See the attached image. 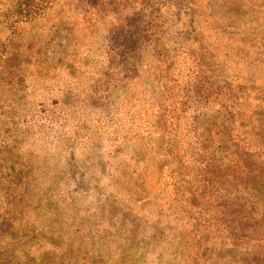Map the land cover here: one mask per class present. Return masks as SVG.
<instances>
[{"label": "rangeland", "instance_id": "obj_1", "mask_svg": "<svg viewBox=\"0 0 264 264\" xmlns=\"http://www.w3.org/2000/svg\"><path fill=\"white\" fill-rule=\"evenodd\" d=\"M90 2L1 61L0 264H264V0Z\"/></svg>", "mask_w": 264, "mask_h": 264}, {"label": "trees", "instance_id": "obj_2", "mask_svg": "<svg viewBox=\"0 0 264 264\" xmlns=\"http://www.w3.org/2000/svg\"><path fill=\"white\" fill-rule=\"evenodd\" d=\"M57 1L58 0H0V66L1 61L8 55L9 47L11 43L14 42L18 29L21 26L37 24L44 21L55 7ZM86 1L88 6L91 5V7H93L90 0ZM95 15L96 14L93 13V16ZM3 83H5V81H3ZM208 167L209 165L202 167L203 175L208 173H206ZM213 182H211V184H215ZM3 220L4 217L0 216V222Z\"/></svg>", "mask_w": 264, "mask_h": 264}]
</instances>
